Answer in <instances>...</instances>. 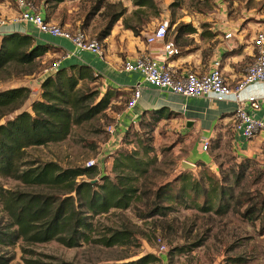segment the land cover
Segmentation results:
<instances>
[{
    "label": "rangeland",
    "instance_id": "obj_1",
    "mask_svg": "<svg viewBox=\"0 0 264 264\" xmlns=\"http://www.w3.org/2000/svg\"><path fill=\"white\" fill-rule=\"evenodd\" d=\"M37 5H44L42 12L49 20L66 25L71 29L81 28L91 38H98L104 47L108 45L122 56L129 58L128 49L138 40L147 43V36L161 23L168 26V40H173L181 25L191 24L194 33H182L178 43L179 57H198L202 66L209 65L215 54L219 53L225 31H233V39L245 45L252 41L259 32H264V0H154L148 7L138 8L131 0H32ZM14 0H0V16L16 14ZM123 16L114 24L111 34L100 39L111 20L120 12ZM138 27L143 24L141 36H137L126 24ZM230 38V39H232ZM44 43V42H43ZM62 53L49 51L31 65L11 64L0 69V90L28 85L39 88L47 70ZM252 57L247 58L250 63ZM78 64L73 60L64 65ZM103 80L89 75L80 80L79 86L90 93L100 91L102 95ZM111 104L105 112L88 122L73 127L71 134L64 141L26 149L25 161H58L63 167L83 166L90 159L99 160L101 173L110 171L115 152L125 148L132 151L136 147L140 156L151 161L148 172L142 176L138 185L142 195L134 201L131 208L113 209L98 216V229H128L133 233L124 245L104 246L84 244L79 247H66L57 241L28 245L22 240L17 245L0 248V254L12 257L9 264H25L22 245L34 250L40 257L70 261L75 264H96L103 262H123L136 260L148 253H153L158 260L148 264H264V163L257 160L246 161L236 155L231 131L222 132L217 137L218 147L209 143L206 151L211 159L214 174L221 180L231 204L225 214L215 210L204 211L194 206L174 203L165 214L145 217L153 207L157 188L173 179L181 171L188 169L192 175H205L204 184L209 186V176L203 166H183L184 161L192 158L195 144L187 140L175 117L163 119L154 130L138 126V120L131 125L140 127L139 136L147 144L149 153L138 144V135L132 130L130 144H124L113 153L105 149L111 138L107 128L116 124L119 115L127 109L129 94L115 90ZM38 93V92H36ZM38 94L30 96L23 109L30 110L31 100ZM140 139V138H139ZM140 149V150H139ZM202 160L203 157H201ZM213 159L216 163L213 164ZM191 162V161H189ZM208 167V168H209ZM240 171L244 175L237 180ZM111 176L114 173L111 172ZM224 179V180H223ZM0 185L11 190H37L12 177L0 176ZM232 196V197H231ZM246 209L254 220L244 216ZM12 220L0 202V228L9 226ZM160 239V241H159ZM166 251L161 252V244Z\"/></svg>",
    "mask_w": 264,
    "mask_h": 264
},
{
    "label": "trees",
    "instance_id": "obj_2",
    "mask_svg": "<svg viewBox=\"0 0 264 264\" xmlns=\"http://www.w3.org/2000/svg\"><path fill=\"white\" fill-rule=\"evenodd\" d=\"M131 1L138 8L154 4V0ZM123 14L124 11L111 20L100 39L111 34L112 27ZM125 24L135 35L141 36L143 24L138 27ZM194 32L196 28L191 24L179 26L174 43H178L182 33ZM60 48L51 42L39 43L29 33L0 32V69L11 64L31 65L51 50L61 52ZM92 74L102 79V75L97 74L90 65H62L57 73L47 76L41 83L40 95L32 102L30 110L23 109V106L32 93L31 86L18 85L0 90V176L12 177L37 188L33 191L11 190L0 185V202L12 220L11 225L0 228V248L15 246L20 240L28 245L54 240L70 248L84 244L110 247L128 243L133 235L128 229L108 228L100 231L96 218L113 209L131 208L134 201L141 198L142 189L138 182L148 172L151 161L140 156L138 148L133 147L132 151L122 148L115 152L110 168L114 176L108 171L101 173L98 164L63 167L55 160H24L28 147L64 141L74 126L105 112L116 94L115 90L131 96L133 89L108 86L102 95L99 90L92 93L84 90L79 86L80 80ZM128 98L130 100L131 97ZM177 116L178 113L168 107L146 110L138 119V126L154 130L163 119ZM140 127L130 125L121 145L132 142L130 135L133 130L147 156L149 150L139 136ZM214 141L215 147H218L219 138ZM195 164L207 170L209 186L204 184L203 176L206 174L195 176L185 169L157 188L153 207L143 216L165 214V210H171L174 203L227 213L231 206L227 202L230 196L221 180L205 162L197 161ZM243 175L244 172L240 171L237 180ZM250 213L253 210L246 209L244 216L254 220ZM22 248L25 264H75L55 257L37 256L34 250L25 245ZM11 259L0 254V264H9ZM158 259L153 253H148L136 260L96 264H148Z\"/></svg>",
    "mask_w": 264,
    "mask_h": 264
},
{
    "label": "crops",
    "instance_id": "obj_3",
    "mask_svg": "<svg viewBox=\"0 0 264 264\" xmlns=\"http://www.w3.org/2000/svg\"><path fill=\"white\" fill-rule=\"evenodd\" d=\"M16 6V12H17ZM46 16L49 17L46 10ZM52 21H54L52 19ZM6 32H22L29 33L35 36L39 43L51 42L55 46L61 47L60 53L65 55L67 51L73 50L74 46L71 42L62 38L51 37L44 35L40 37L37 30L24 23L8 24L0 29ZM142 32H144L142 30ZM235 34V33H234ZM224 45H220L219 53L215 54L213 58H220L222 61L223 72L229 83L236 85L244 76L247 63V58L253 54V41L244 44L242 41L232 39L223 40ZM133 45L129 47V58H135L140 54H151L160 59L163 58V44L156 42L149 44L142 41H134ZM252 57V56H251ZM74 60L78 64L90 65L95 72L102 75L103 85L102 93L105 92L108 86L113 88L133 89L141 83L142 89L136 103L127 108L119 115L116 124V131L111 136L110 140L105 146L109 154L118 149L122 144V138L126 129L136 120H138L144 111L157 109L161 107H168L169 110L178 113L175 117L177 126L182 129L181 132L187 135V140L193 139L195 148L192 152L191 162L203 161L207 165L211 164V159L206 151H203L201 141L204 139L213 140L217 138L221 132L226 135L227 129L231 131V142L233 149L239 159L251 158L264 163V132H260L252 139H246L239 131L234 130L235 111L237 102L233 99H217L212 97H195L183 96L180 94L171 93L166 90H161L157 87L150 86L143 82V76L137 72H126L122 68L123 58L121 55L113 50L111 45H108L104 50V57L101 58L90 51H80L77 56L69 59H64L62 65L66 61ZM168 61L181 68H191L198 72L208 70L209 65L202 66L200 59L196 57L175 56ZM35 93L39 95V88H32ZM131 90V96L132 92ZM243 97L255 96L261 97V108L252 113L257 118L264 119V83L249 85L243 92ZM38 97V96H37ZM203 157L204 160L201 159ZM216 163L213 159V164Z\"/></svg>",
    "mask_w": 264,
    "mask_h": 264
},
{
    "label": "built area",
    "instance_id": "obj_4",
    "mask_svg": "<svg viewBox=\"0 0 264 264\" xmlns=\"http://www.w3.org/2000/svg\"><path fill=\"white\" fill-rule=\"evenodd\" d=\"M17 12L13 16H0V29L8 24L24 23L34 27L40 37L44 35L62 38L72 43L73 50L67 51L47 70V76L57 73L64 59L77 56L80 51H90L97 56L104 57V47L98 38H91L81 28L71 29L66 25L52 22L43 15L44 5H37L32 0H14ZM1 33L6 31H1ZM234 32L225 31L223 37L230 39ZM168 26L159 24L148 36L147 43L161 42L163 44V58L143 53L135 58H128L122 62L126 72H137L143 76V82L150 86L166 90L183 96L212 97L217 99H233L237 102L235 111L234 130L239 131L246 139H252L260 132H264V119L257 118L252 112L261 108V97H243L244 90L252 84L264 83V32H259L253 39L254 51L251 62L246 67L243 78L232 85L225 77L220 58H214L208 70L198 72L191 68H181L171 64L168 59L179 54V49L173 40H168ZM100 74L99 72H96ZM139 83L129 100L127 108L132 107L141 94ZM32 89V95H35ZM31 96V95H30ZM30 98V97H29ZM35 99L31 100V104ZM28 101V100H27ZM118 122V121H117ZM116 122V124H117ZM116 124L110 125L107 130L111 136L116 131ZM210 140L201 141L204 150L208 149ZM99 164L98 159H90L86 166ZM160 241V239H159ZM166 245L161 244V252L166 251Z\"/></svg>",
    "mask_w": 264,
    "mask_h": 264
},
{
    "label": "water",
    "instance_id": "obj_5",
    "mask_svg": "<svg viewBox=\"0 0 264 264\" xmlns=\"http://www.w3.org/2000/svg\"><path fill=\"white\" fill-rule=\"evenodd\" d=\"M183 166H184V167H188V168H192V167L195 166V164L192 163V162H189V161H184V162H183ZM94 181H95V180H94Z\"/></svg>",
    "mask_w": 264,
    "mask_h": 264
}]
</instances>
